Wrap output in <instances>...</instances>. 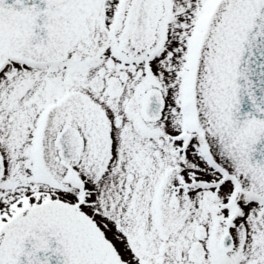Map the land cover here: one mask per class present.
<instances>
[{"label": "snow or ice", "instance_id": "1", "mask_svg": "<svg viewBox=\"0 0 264 264\" xmlns=\"http://www.w3.org/2000/svg\"><path fill=\"white\" fill-rule=\"evenodd\" d=\"M0 264H264V0H0Z\"/></svg>", "mask_w": 264, "mask_h": 264}]
</instances>
